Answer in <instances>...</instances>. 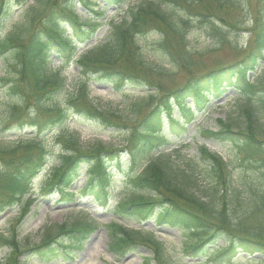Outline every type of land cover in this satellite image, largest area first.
Wrapping results in <instances>:
<instances>
[{"label":"trees","instance_id":"obj_1","mask_svg":"<svg viewBox=\"0 0 264 264\" xmlns=\"http://www.w3.org/2000/svg\"><path fill=\"white\" fill-rule=\"evenodd\" d=\"M76 1L87 6L96 17L81 20L74 12ZM99 1L0 0L3 72L0 85L3 92L17 98V103L9 105L7 118L19 117L18 112L30 104L28 117L34 126H60L72 115H78L102 126L123 129L120 148L97 143L82 149L73 134L60 135L58 141L64 149L60 150L58 163L45 179L43 190H57L61 196L72 198L74 193L68 188L83 171L85 183L76 193L93 195L96 199L101 196L104 202L111 177L109 167L119 162L122 152L148 151L163 144L164 130L174 131L173 126L180 119V116L176 121L173 119L174 108H178L188 121L192 103L195 106L205 104L209 94L216 96L231 86L237 93L258 96L263 104L261 116L245 109L244 128L235 131L229 123L220 121V130L204 132L230 143L241 157L264 169V83H249L246 78L249 71L264 62V0H253L245 5L240 0H139L127 5L118 21H110L107 38L85 49L75 62L82 73L96 75L115 89L122 86L143 89L146 96L130 104L131 117L121 115L120 110L100 109L89 97L86 84L70 87L66 77L49 65L50 54L55 53L62 60L70 59L78 44L93 37L99 26L97 16L103 13L94 10L93 5L102 3L105 9L122 7L126 3V0ZM251 10L259 18L254 21L256 30L251 35L253 48L243 58L194 75L170 91H161L152 83L154 73L166 76L167 70L143 59L137 43L139 36L159 30L158 49L164 56H168L171 49L167 41L175 38L178 51L183 48L178 58L185 60L191 53L185 50L190 20L195 21L206 36L229 40L231 31L222 30V26H233V15H238L236 11L247 17ZM14 11L17 13L15 20L12 19ZM6 24H9L8 30L1 34ZM169 57L175 66V59ZM61 95L63 99L57 101ZM188 98L192 103L186 102ZM17 150H21V154ZM199 151L209 162L214 180L207 198L184 185L190 182V177L183 170L174 173L166 161L158 158L150 161L139 175L127 178L131 188L140 193L120 201L115 207L116 214L133 218L138 223L149 220L154 226L180 228L183 236L180 251L190 259L204 258L197 264H234L241 252L246 255L248 264H264V184L261 189L252 191L245 203H241L238 191L230 192L226 201L219 187L230 182L227 163L204 146ZM46 156L44 144L36 138L11 148L0 147V213L28 192ZM106 228L111 253L123 256L144 247L152 256H143L141 264H151L152 260L156 264H171L163 242L152 232L128 229L116 221ZM95 229L92 222L61 224L56 231L47 228L40 241L32 245L17 240L15 232L9 236L0 234V246L9 249L1 264H21L20 258L24 255L42 261L67 258L74 250L82 248ZM253 255L260 258H252Z\"/></svg>","mask_w":264,"mask_h":264},{"label":"rangeland","instance_id":"obj_2","mask_svg":"<svg viewBox=\"0 0 264 264\" xmlns=\"http://www.w3.org/2000/svg\"><path fill=\"white\" fill-rule=\"evenodd\" d=\"M138 1L126 0V4L122 7L109 6L104 10H102L103 4L93 5L95 10L98 9L103 13L97 16L99 26L90 41L86 44H78L70 59L62 60L55 53L50 54L49 58L50 67L58 69L66 77V82L70 87L79 83L86 84L89 97L100 109L120 110L121 115L129 117L132 113L131 102L146 96L144 90L131 89L128 86L115 89L96 75L82 73L75 59L83 53L84 49L103 42L107 38L110 21H118L124 15L127 5L136 4ZM250 1L253 0H240V3L245 5ZM74 12L81 20L96 17L87 6L78 1L74 3ZM236 13L238 15H233L235 21L233 26H222L224 31L230 29L228 30L231 31L229 40L206 36L203 29L195 21L190 20L189 28L186 31L185 50L187 49L191 53L185 60L184 57L178 58V54L182 52L183 48L178 51L175 38L167 41L171 49H169L168 56H164L158 49V42L161 39L159 30L139 36L137 43L143 59L149 64L167 70L166 76L160 77L154 73L151 77L152 83L158 86L161 91H170L181 86L194 75L243 58L253 48L251 35L256 30L254 21L259 16L252 10L247 17L243 16L240 11H236ZM12 19H17L15 11ZM8 25L6 24V27L2 29L1 34L8 30ZM164 39H167V36ZM173 51L177 53L174 54ZM169 56L175 59V62L173 61L175 66L172 65ZM2 73V59L0 58V76ZM247 81L253 84L264 83V62H261L255 70L248 72ZM59 99H63L62 95L57 101ZM16 100L17 98L14 96L3 92V86L0 85V147L11 148L17 143L36 138L44 144L47 156L43 167L31 180L28 193L18 203L16 202L0 214V233L9 236L11 232H15L17 240L28 241L32 245L40 241L47 228L56 231L62 223L70 226L76 222L91 221L97 225L83 247L74 253V257H58L42 262L37 258H28L24 255L20 258L21 264H141L143 256H152L151 251L144 247H140L136 251H129L123 256L109 253V234L105 226L113 220L128 229L140 230L142 233L152 231L155 238L163 242L171 264H197L198 260L186 257L180 251L181 229L164 225L155 227L148 220L138 223L133 218H121L115 214L114 207L119 201L128 199L134 193H140L138 189L128 186L126 178L139 174L151 160L159 158L166 161L170 170L177 174L183 170L190 177V182L184 185L197 195L206 198L212 191L214 180L209 162L199 151L201 146L206 147L212 153L219 154L227 163L230 182L219 187L220 193H225L226 201L230 197V192L238 191L241 203H245L249 201L252 191L261 189L264 184V169L259 164L245 160L230 143L219 141L204 132L205 130H220L222 127L220 121L229 123L235 131L244 128L246 119L243 111L245 109L252 111L257 117L261 116L263 104L259 101L258 96L236 93L233 87L226 88L216 96L209 94L205 104L202 103L197 107L192 104L190 108L192 119L182 124L184 118H180L177 124L179 127L183 125V130L176 125L173 126L174 131L165 130L164 144L148 151L143 150L133 154L124 153L120 161L110 167L109 195L104 206L93 196L75 194L70 199L62 197L57 190L44 191L43 183L50 174L53 165L58 163L60 150L64 149V146H61L58 141L60 135L73 134L82 149H88L97 143L120 148L124 136L123 129L102 126L98 122L86 120L78 115H72L66 123L60 126H34L30 124L28 117L30 104L25 105L27 107L24 111L18 112L19 117L9 120L7 118L8 107ZM186 102L192 103L189 98ZM174 114L182 115V112L174 109ZM16 152L21 154V150ZM81 173V177L73 183L70 191H76L82 187L85 177L84 172ZM27 199H30L31 203L24 210ZM8 251L7 246H0V264ZM245 257L244 253H239L234 259V264H248ZM200 260L202 259L200 258ZM151 264H156V262L152 260Z\"/></svg>","mask_w":264,"mask_h":264}]
</instances>
